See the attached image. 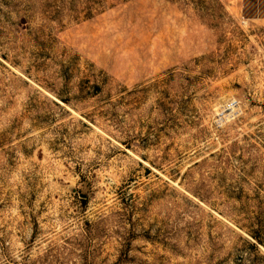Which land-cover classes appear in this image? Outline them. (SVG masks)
Segmentation results:
<instances>
[{
  "label": "rangeland",
  "instance_id": "374dc122",
  "mask_svg": "<svg viewBox=\"0 0 264 264\" xmlns=\"http://www.w3.org/2000/svg\"><path fill=\"white\" fill-rule=\"evenodd\" d=\"M0 264H264V0H0Z\"/></svg>",
  "mask_w": 264,
  "mask_h": 264
},
{
  "label": "bare ground",
  "instance_id": "6f19581e",
  "mask_svg": "<svg viewBox=\"0 0 264 264\" xmlns=\"http://www.w3.org/2000/svg\"><path fill=\"white\" fill-rule=\"evenodd\" d=\"M222 101H225V99H223ZM222 107L224 106V104L221 105Z\"/></svg>",
  "mask_w": 264,
  "mask_h": 264
}]
</instances>
